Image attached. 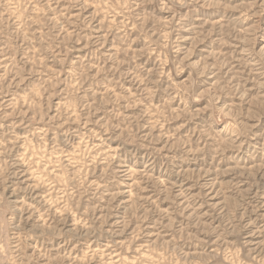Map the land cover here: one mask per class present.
<instances>
[{
  "label": "rangeland",
  "instance_id": "1",
  "mask_svg": "<svg viewBox=\"0 0 264 264\" xmlns=\"http://www.w3.org/2000/svg\"><path fill=\"white\" fill-rule=\"evenodd\" d=\"M0 264H264V0H0Z\"/></svg>",
  "mask_w": 264,
  "mask_h": 264
}]
</instances>
